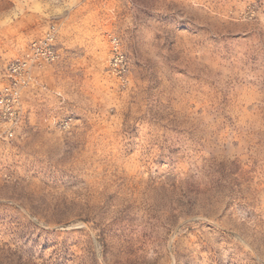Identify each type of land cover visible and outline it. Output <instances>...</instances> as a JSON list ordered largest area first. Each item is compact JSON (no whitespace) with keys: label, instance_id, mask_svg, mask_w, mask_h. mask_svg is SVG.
Returning <instances> with one entry per match:
<instances>
[{"label":"rangeland","instance_id":"1","mask_svg":"<svg viewBox=\"0 0 264 264\" xmlns=\"http://www.w3.org/2000/svg\"><path fill=\"white\" fill-rule=\"evenodd\" d=\"M47 32L0 136V264H264V0H0V90Z\"/></svg>","mask_w":264,"mask_h":264},{"label":"built area","instance_id":"2","mask_svg":"<svg viewBox=\"0 0 264 264\" xmlns=\"http://www.w3.org/2000/svg\"><path fill=\"white\" fill-rule=\"evenodd\" d=\"M110 59L109 69L122 77L127 64L124 53L116 36H109ZM59 57L54 35L47 32L43 37L30 42L27 51L21 58L10 61L6 66L7 85L0 90V136L12 137L13 128L21 119V91L32 80V68L43 63H52ZM70 118L60 120L59 126L67 129Z\"/></svg>","mask_w":264,"mask_h":264}]
</instances>
